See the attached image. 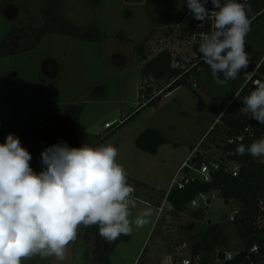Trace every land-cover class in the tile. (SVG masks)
Instances as JSON below:
<instances>
[{
	"label": "rangeland",
	"instance_id": "374dc122",
	"mask_svg": "<svg viewBox=\"0 0 264 264\" xmlns=\"http://www.w3.org/2000/svg\"><path fill=\"white\" fill-rule=\"evenodd\" d=\"M169 4L153 16L147 0H0V42L14 25H42L45 14L54 25L61 22L62 15L78 26L96 22L100 27L97 38L47 31L32 45L34 35L26 29L8 41L13 49L0 55V139L14 129L10 123L59 122L66 115L65 109L76 105H82V110L73 138L66 142L70 147L91 146L113 130L94 147L110 144L118 150L116 160L133 186L131 200L135 206L129 207V220L134 221L145 210L151 215L143 227L132 224L129 238L120 240L113 249L112 264H133L143 252V259L147 254L162 255L164 264H172L182 253L191 257L190 246L183 241L200 232L207 219L224 229L233 228L231 246L243 241L233 221L228 220L229 214L240 207L236 199L227 201L217 194L209 205L190 206L205 213L203 218L188 211L159 212V205L166 200L165 192L193 146H199L196 151L203 149L216 155V148L199 144L216 119L215 110L224 109L248 78L245 71L251 73L264 55V12L245 37L249 67L235 80L216 83L209 66L202 62L191 86L182 84L137 112L138 104L147 99L145 89L151 85L157 92L163 82L141 72L146 61L136 45L143 43L150 53L148 58L163 48L170 49L180 59L174 63L185 66L197 60L194 45L213 31L211 12L205 21H198L186 9L185 0H169ZM83 33L92 32L83 28ZM140 88L145 92L141 98ZM107 122L115 123L108 127ZM147 127L160 129L168 138L156 152L136 145L137 136ZM18 137L32 140L37 149L53 145L44 134L19 132ZM256 159L264 161V157ZM30 165L35 172L41 171L36 162L30 161ZM83 227L68 245L63 261L37 256L22 264H86V241L80 233ZM102 241L106 247L112 243L103 237ZM169 246L172 252L167 255Z\"/></svg>",
	"mask_w": 264,
	"mask_h": 264
},
{
	"label": "clouds",
	"instance_id": "9594fccd",
	"mask_svg": "<svg viewBox=\"0 0 264 264\" xmlns=\"http://www.w3.org/2000/svg\"><path fill=\"white\" fill-rule=\"evenodd\" d=\"M192 17L205 21L214 12V30L202 36L199 53L216 83L235 80L250 64L245 37L251 30L247 0H185ZM212 4V10L205 7ZM251 78L253 73L245 71ZM236 97L239 96L237 93ZM240 112L264 125V83L242 100ZM264 157V138L234 154ZM118 150L107 144L70 147L66 142L44 149L42 170L30 165L31 153L12 133L0 143V264H22L32 257L65 259L68 245L81 226H98L107 242L130 235L132 224L149 221L150 210L129 220L133 188L125 168L116 160ZM254 250H258L254 248Z\"/></svg>",
	"mask_w": 264,
	"mask_h": 264
},
{
	"label": "trees",
	"instance_id": "16d2710c",
	"mask_svg": "<svg viewBox=\"0 0 264 264\" xmlns=\"http://www.w3.org/2000/svg\"><path fill=\"white\" fill-rule=\"evenodd\" d=\"M95 2H99V0H95ZM147 2L152 5L149 11L153 16H155L159 8L170 6L169 0H147ZM247 4L251 6V11L248 12V16L252 24L260 14L264 12V0H249ZM186 9L189 10L188 8ZM182 15L183 13L180 17ZM60 17L61 22L57 25L52 24L47 14L44 15V23L42 25H14L13 29L0 42V55L11 51L13 48L11 49L9 47L8 41L13 40L15 35L26 29L30 30L34 35L32 45H36L47 31H60L75 36L97 38L100 27L96 22H91L85 26H78L67 17L62 15ZM154 18L155 17H153V20ZM83 28H88L92 33H83ZM199 45V42L194 45L197 60H193L185 66L174 63L175 60L180 59L174 57L170 49L163 48L155 55L148 58L150 53L144 49L143 43L136 45L137 50L140 51L143 59L146 61L141 72L163 82L159 86L157 92H153V87L151 85L145 89V92H147V99L144 103L138 104L137 112L143 107L154 103L158 97L182 84L191 86L192 76L197 73L203 62L201 59L202 54L199 53ZM260 69L264 71V63L261 65ZM139 91L141 98L142 94L145 92L142 91V88H140ZM252 91V89L246 86L243 87L239 92V96L229 101L224 109L215 110L216 119L219 117V120L216 121L215 119L200 145L212 146L217 149V153L216 155H212L203 149L197 151V156L195 157L197 165L210 159L219 160L221 159V154L225 150H236L240 144H243L247 148L254 141L264 138V125H261L253 118L246 117L240 112L243 106L242 100L244 96L249 95ZM198 97L202 100L199 93ZM81 110L82 105H76L75 108L69 106L65 109L66 115L61 121L50 122L44 125L38 123L29 124L27 122L18 124L10 123L9 125L13 126L14 129L9 130L6 134H2L3 138L0 139V143H4L5 137L9 133L18 136L19 132H24L31 136L44 134L48 137V142L53 145L67 142L73 138V133L76 130ZM246 125H250L252 128L251 136L248 135L245 140L239 143H231L228 141L230 137L243 131ZM112 133L113 130H110L106 135L102 136L91 145V147L103 142V140ZM166 141H168V138L160 129L147 127L137 136L136 145L145 151L156 152L158 147ZM20 142L22 147L26 148L31 153V161L36 162L42 170L40 154L43 150L33 148L32 140H20ZM236 157L241 162L240 173L237 176L221 169L215 173L210 181L197 179L187 184L184 188L172 187L168 191L167 198L172 203L175 213L188 211L190 215L200 218H203L205 213L201 210L191 209L189 206L190 200L197 195L199 191L217 189L218 194L226 197L227 201L236 199L240 204L241 210L232 223L236 228V232L243 238V241L236 246L244 247L245 250L240 255H236L233 259L223 261L222 264H247L251 258L256 261L262 260L264 262V222L259 223L262 219L264 220V161L256 159L247 153L243 156L235 154V158ZM129 185L133 187L131 184ZM134 189V192L137 193V187H134ZM232 231L233 228L224 229L223 225L218 222L209 221V219H207L206 226L200 232L192 235L190 240H184L189 242L193 264H204L205 262L216 264L218 250L233 247L231 246ZM80 233L84 236L86 241V264H90L87 261L90 253V241L93 243L91 251L95 264H111L110 256L117 243L122 239L129 238V235L122 234L117 240L113 241L110 246L106 247L99 234L98 226L83 227ZM254 243H257L259 246L258 252H250V248ZM141 259L142 255L136 264H145Z\"/></svg>",
	"mask_w": 264,
	"mask_h": 264
},
{
	"label": "built area",
	"instance_id": "2783aa9c",
	"mask_svg": "<svg viewBox=\"0 0 264 264\" xmlns=\"http://www.w3.org/2000/svg\"><path fill=\"white\" fill-rule=\"evenodd\" d=\"M248 1L249 0H247V2ZM240 2H244V0H240ZM211 14H212L211 15L212 21H214L213 20L214 19V12H211ZM213 24H214V22H212V25ZM213 30H214V28H213ZM263 63H264V55L255 64V66L253 67V69L251 71V73H253V75L251 76L250 79H249V77L246 79L244 84L238 90V92H237L238 94L241 91V89L245 86L249 89L255 90V88L257 86V82L264 83V71H261V69H260V67ZM235 95L232 97V99L230 101H232L236 97ZM245 96H247V95H245ZM218 120H219V117L216 119V121H218ZM114 123L115 122H107L106 126L109 127V126L113 125ZM248 135L249 136L252 135V128L250 125H246L244 127L243 131H241L238 134L233 135L232 137H230L228 139V141L231 143H233V142L239 143V142L245 140V138L248 137ZM197 148L200 149L199 146H196L192 150L190 155L183 161V163L181 164V166L179 167V169L175 173L174 177L172 178V181H171V184H170L168 191L174 186H176L178 188H184L187 184H189L190 182L197 180V179H201L203 181H210L214 177L215 173H217L221 169L225 172L231 173L234 176H237L240 173L241 162L237 159V157L235 158V154H234L236 152L235 149L225 150L221 154V159H219V160L218 159H210L208 161H203L199 165H197L196 160H195V157L197 156V151H196ZM186 167H189L188 171L185 170ZM168 191H167V194H168ZM167 194H166V200L163 201L161 203V205H159V212H163L165 210L167 212V210L172 211L174 209L172 203L167 198ZM217 194H218L217 189H211L208 191H205V190L199 191L197 193V195H195L190 200L189 206L195 207L196 205H199V204L209 205L211 203L212 197H214ZM133 197L138 198L136 196H133ZM131 198H132V196L130 197V199ZM240 210H241V207L234 209L229 214L228 220L234 221L237 214L240 212ZM180 212L182 213L183 211H180ZM183 243L185 246L189 244V242H187V241H184ZM89 246H90V253H89V258L87 259V261L90 264H95V261L93 259V254L91 251V248H93L92 241L89 242ZM254 248H257L258 250H254ZM244 250H245L244 247H241V246H235V247L226 248V249H219L217 252L216 264H222L223 261L231 260L236 255H240ZM258 251H259V246L257 243H254L250 248V252H258ZM220 252L224 253L223 258L219 257ZM173 263L174 264H193L192 258L189 256V254L187 255L185 253H182L181 255L176 257V259L174 260ZM247 264H264V262L262 260L256 261V260L251 258Z\"/></svg>",
	"mask_w": 264,
	"mask_h": 264
},
{
	"label": "crops",
	"instance_id": "0c3cea01",
	"mask_svg": "<svg viewBox=\"0 0 264 264\" xmlns=\"http://www.w3.org/2000/svg\"><path fill=\"white\" fill-rule=\"evenodd\" d=\"M215 121V120H214ZM214 123V122H213ZM212 123V124H213ZM210 126H212V125H210ZM209 130V129H208ZM207 130V131H208ZM207 131H206V133H207ZM196 147V145L195 146H193V148H192V150L194 149ZM181 166V165H180ZM170 187V186H169ZM169 189V188H168ZM168 189H167V191H168ZM167 191H166V194H167ZM166 194H165V196H166ZM212 220V219H211ZM166 243V242H165ZM167 245V244H166ZM171 252H172V250H171V246H169V251H168V253H167V255H170L171 254ZM145 253L143 252V254H142V262L143 263H145V264H164L165 263V260H166V258H161V256L162 255H156V256H152L151 254H147L146 255V258H144L143 259V255H144ZM139 255V254H138ZM137 257H139V256H136V259L134 260V262H133V264H136L137 263V261L139 260V258H137ZM162 259V260H161ZM159 261V262H158ZM174 262V261H173ZM112 264V263H111ZM167 264V263H166ZM173 264V263H172Z\"/></svg>",
	"mask_w": 264,
	"mask_h": 264
},
{
	"label": "water",
	"instance_id": "95a60500",
	"mask_svg": "<svg viewBox=\"0 0 264 264\" xmlns=\"http://www.w3.org/2000/svg\"><path fill=\"white\" fill-rule=\"evenodd\" d=\"M205 7H206L207 9H209V10H212V4H211L210 2H209L208 4H206ZM185 170L188 171V170H189V167H186ZM209 221H212V220L209 219ZM219 257H220V258H223V257H224V253H223V252H220V253H219Z\"/></svg>",
	"mask_w": 264,
	"mask_h": 264
}]
</instances>
